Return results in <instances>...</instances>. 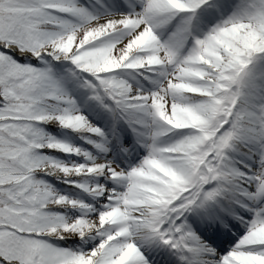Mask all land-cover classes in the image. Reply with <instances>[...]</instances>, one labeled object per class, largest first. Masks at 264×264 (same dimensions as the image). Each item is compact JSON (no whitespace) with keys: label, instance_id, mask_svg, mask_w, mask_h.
Returning <instances> with one entry per match:
<instances>
[{"label":"snow or ice","instance_id":"snow-or-ice-1","mask_svg":"<svg viewBox=\"0 0 264 264\" xmlns=\"http://www.w3.org/2000/svg\"><path fill=\"white\" fill-rule=\"evenodd\" d=\"M0 264H264V0H0Z\"/></svg>","mask_w":264,"mask_h":264}]
</instances>
